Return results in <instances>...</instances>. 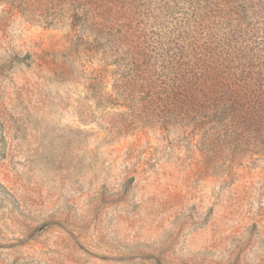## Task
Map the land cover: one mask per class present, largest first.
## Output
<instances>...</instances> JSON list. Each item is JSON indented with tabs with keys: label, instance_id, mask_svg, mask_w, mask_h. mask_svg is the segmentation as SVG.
Instances as JSON below:
<instances>
[{
	"label": "rangeland",
	"instance_id": "obj_1",
	"mask_svg": "<svg viewBox=\"0 0 264 264\" xmlns=\"http://www.w3.org/2000/svg\"><path fill=\"white\" fill-rule=\"evenodd\" d=\"M0 264H264V0H0Z\"/></svg>",
	"mask_w": 264,
	"mask_h": 264
}]
</instances>
